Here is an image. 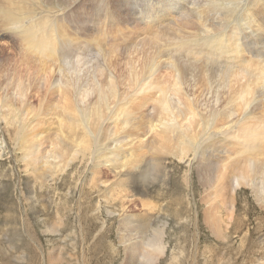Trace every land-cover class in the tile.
<instances>
[{"label":"rangeland","instance_id":"1","mask_svg":"<svg viewBox=\"0 0 264 264\" xmlns=\"http://www.w3.org/2000/svg\"><path fill=\"white\" fill-rule=\"evenodd\" d=\"M23 1L28 4L27 9L32 6V11L29 9L32 15H19L24 21L21 18L17 25L12 24L14 28L0 24V264H264V142L256 145L258 153L247 157L243 153L254 143L242 142L239 137L243 133L241 128L247 124L244 118L252 117L248 121L256 132L264 130V88L258 78L255 101L250 104L244 95L246 98L240 103L243 95L240 97L239 83L218 79L221 66H229L234 61H225L228 55L221 53V56L213 48H221L222 34L228 37L235 33L237 43L241 47L245 43L249 52L245 59L240 60L238 55L236 72L247 77L245 71L249 69L264 77V0H172L174 4L169 6L171 13L167 16L159 15L161 7L157 0H126L128 9L124 8V0H63L66 4L74 2L72 9L83 12L79 29L69 23L73 18H69L67 11L65 16L61 14L68 17L65 22L70 32L75 29L80 36L82 33L78 32L85 28L83 38L98 36L100 40L101 48L97 47L100 50H95L93 45L94 51L85 56L93 57V68L98 67L93 69L101 74L99 77L95 72L96 81L102 82L99 78L104 80L108 76L114 78V83L117 80L119 98L108 96L110 100L104 103L93 93L89 98L93 109L79 111L70 95L65 96L58 87L61 75L57 62L54 64L47 57L38 58L26 51L18 34L22 24L30 26L39 19L58 15L50 10L62 0H52L49 4ZM204 12L209 13L207 22ZM199 16L209 23L211 35L201 34L197 25L188 30L183 27L182 33L168 35L174 43L168 42L170 47L165 41L167 37L159 34L160 30L161 34H168V30L171 33L181 22L184 26L182 19L196 22ZM209 19H213L212 25ZM42 27V30L49 29L50 25L45 20ZM103 30L105 37H101ZM155 33L164 40L151 48L146 42L154 44L150 39ZM198 39L204 40L201 47ZM188 41H194V51L213 55L206 57L201 51L195 56L182 46ZM145 46L147 54H141ZM103 49L107 52L105 55ZM162 55H174L179 63L189 57V62L198 60L195 65L202 66L200 70L195 66L187 68V71L192 69L188 77H193V82L189 86L181 82V90L186 95L171 81L173 73L163 61L166 57L158 58ZM109 58L115 65H110ZM148 59L163 62H158L159 65L153 62L150 68ZM206 59L208 62H204ZM255 60L259 63L255 64ZM95 61L101 62L97 65ZM207 63L211 64L207 66ZM153 64L158 69L154 70ZM79 65L82 70L91 63ZM69 66L72 64L65 68ZM147 66L152 77L145 71ZM131 69L137 72L130 73ZM201 70L206 71L202 74ZM135 76L145 90L133 87ZM146 76L155 86L166 84L163 86L165 99L177 91L176 94H182L169 97L172 101L167 99L178 108L174 106L170 113L161 110L162 90H157L158 93L156 88L151 89L153 85L147 79L142 81ZM118 79L122 80L118 82ZM103 85L105 89L108 86ZM175 87L177 91L172 89ZM138 91L147 98L141 93L138 95ZM136 95L141 99L136 101ZM131 96H134L132 100ZM158 99L160 108L155 105ZM245 100L249 101V107H245ZM186 105L193 108L187 109ZM200 105H204L203 111ZM212 108L215 113L209 114L208 109ZM192 111L200 115L196 119L192 116L194 121L186 126L181 117H187ZM173 113L179 122L172 121L174 128L164 131L161 125L173 120ZM160 115L162 124L157 122L162 121ZM214 118H219L220 124L214 123L217 121ZM240 175L245 179H239Z\"/></svg>","mask_w":264,"mask_h":264},{"label":"bare ground","instance_id":"2","mask_svg":"<svg viewBox=\"0 0 264 264\" xmlns=\"http://www.w3.org/2000/svg\"><path fill=\"white\" fill-rule=\"evenodd\" d=\"M1 1V3H2V5H0V24L2 23V24H5V25H7V28H11V27H13V26H11L12 24H14V23H16V22H18L21 18V20L22 21H24L23 19H24V17H19V15L20 16H23L22 14H27V15H32V6L31 7H29L28 9L26 8L27 7V5H25V1H23V0H18V2L16 1V0H0ZM68 1V0H67ZM66 1V2H67ZM131 1V0H130ZM159 3H160V7H161V14H159V15H164V16H167V15H169L170 13H171V9H170V7L169 6H171V5H173L174 3L172 2V0H157ZM219 0H217V2H218ZM32 2H34V3H38V2H40V3H45V4H49V3H52V0H32ZM115 2V1H114ZM124 2V4H125V6L126 5H129L127 2H126V0H124L123 1ZM122 2V3H123ZM132 2V1H131ZM157 2V3H158ZM182 2V1H181ZM187 2H189V1H187ZM33 3V4H34ZM63 3V4H62ZM62 3H54L55 5H54V8L51 6V5H48V6H50L51 8H53V9H51L50 11H53V15L54 14H58V15H55L54 17H46V18H43V19H39L37 22H35L34 24H30V26L29 25H27V24H22L23 25V29H22V31L21 32H18V34H20V36H19V40H20V42L24 45V48L26 49V51H28V52H31V54L33 55V53L35 54V55H33V56H40V57H38V58H48L52 63H56L57 62V68L59 69L58 71H59V75H61V78L59 79V82H58V87H61V89H62V91L61 92H64V95L65 96H67V94H69L70 95V98H72L73 99V104H74V107L79 111V110H88V109H93V101L91 100V101H89V98H91L92 96H93V93H95L96 95H97V97H98V99L100 100V102H106V100H107V97L108 96H115V97H118V96H116V92H117V90H116V82H117V80L115 81V83H114V78L112 77V76H108V77H104L105 79H106V82H103V81H105V79L103 80L102 78H99L102 82H99V80H98V82L96 81V79H95V76H93V75H95V72H97L98 74H96V76L97 75H99L100 74V72H99V70H97V71H95L94 72V70L93 69H97L98 67H96V68H93V57H91V56H89V58H86L85 56H87L88 57V53H90V52H93L94 50L93 49H91L92 47H93V45H94V49L95 50H97V51H99L100 49L99 48H101L100 46H99V38L97 39V37H95V38H91V37H88V38H83L82 37V35H83V31L85 30V28H84V30L82 31V32H78V33H82V34H80V36H78L77 35V33H76V31H75V29H71L73 32H70V29L69 28H67L66 27V20L68 19V17L67 18H65L64 16L66 15V11H67V15L69 16V18H73V20H71L69 23H72L73 25H75V26H77L78 27V29L79 28H82L81 26H82V24H81V18H80V16L82 15V13H78L77 11H75V10H73L72 9V7H73V3L74 2H72V3H68V4H66V3H64V1L62 0ZM116 3H118V2H116ZM124 4H122V5H124ZM35 5V4H34ZM38 6V5H37ZM36 6V7H37ZM99 6H101V4L99 5ZM199 6L200 7H202V6H204V5H200L199 4ZM149 7V6H148ZM107 8V7H106ZM109 8V7H108ZM125 9L127 8L128 9V6H126V7H124ZM196 8H197V6H196ZM29 9L31 10V11H29ZM136 9V8H135ZM195 9V8H194ZM196 10V9H195ZM47 11H49V10H47ZM206 11V10H205ZM77 12V13H76ZM198 12V11H197ZM62 13H64V16L63 15H61ZM75 13H76V15H75ZM133 13V12H132ZM146 13V12H145ZM169 13V14H168ZM198 13H200V12H198ZM201 13L203 14V12H202V10H201ZM40 14V13H39ZM125 14V13H124ZM192 14V13H191ZM209 13H205L204 12V18L206 19V22H207V17L209 16L208 15ZM104 15L106 16V12H104ZM159 15H157V16H159ZM208 15V16H207ZM50 16V15H49ZM149 16V15H148ZM156 16V17H157ZM212 15H210V17H211ZM248 16V15H247ZM252 16V15H251ZM30 17V16H29ZM28 16H26V18L28 19V21H31L32 23H33V19H30ZM32 17V16H31ZM85 17V16H84ZM183 17V16H182ZM253 17V16H252ZM71 18V19H72ZM87 18V17H86ZM199 19L195 22V21H189V20H187V19H182L184 22H185V25L183 26V22H181L180 24H179V26L178 27H176L174 30H172L171 31V33H169V30H168V34H166V33H162L161 34V32L160 31H162V30H160L159 31V34L160 35H163L162 36V38H166L167 37V40H165L166 42H167V44H169V46L171 47V43L174 45V43H173V40L171 41L170 40V38L171 37H169L168 35H170L171 36V34L172 33H182V30H183V27L185 28V30H188V29H191V28H193L195 25H197L198 27H200L201 28V34L202 33H210L209 35H211V31L208 29V24H206V22H203L202 20H204V19H202V17H198ZM66 19V20H65ZM213 19H214V17H213ZM213 19L212 20H210L209 19V22H210V24L212 25L213 24ZM216 19V18H215ZM46 20V22H48L49 23V25H50V27H49V29H43L42 30V22H44ZM126 20V19H125ZM129 20H130V18H129ZM147 20V19H146ZM144 21V20H143ZM83 22V21H82ZM92 22V21H91ZM253 22H255V21H253ZM86 23V22H85ZM84 23V24H85ZM122 23H126V22H122ZM83 24V25H84ZM16 25H17V23H16ZM68 26H69V24H67ZM177 25V24H176ZM244 25H245V23H244ZM15 26V25H14ZM168 26V25H167ZM166 26V27H167ZM87 27V26H86ZM109 27V26H108ZM14 28V27H13ZM104 28V27H103ZM119 28V27H118ZM134 28V27H133ZM168 28V27H167ZM199 28V29H200ZM20 29V28H19ZM68 29H69V31H68ZM107 29V28H106ZM132 29V28H131ZM169 29V28H168ZM10 30V29H9ZM13 30V29H12ZM16 30V29H15ZM42 30V31H41ZM81 30V29H80ZM79 30V31H80ZM110 30V29H109ZM127 30V29H126ZM163 30H166V32H167V29H163ZM185 30H184V32H185ZM223 30V29H222ZM18 31V30H17ZM16 31V32H17ZM39 31H41V32H39ZM104 31V30H103ZM102 31V33H104L101 37H105V31L103 32ZM107 31H108V29H107ZM106 31V32H107ZM115 31V30H114ZM121 31V30H120ZM117 32V31H116ZM158 32V31H157ZM219 32V31H218ZM221 32V31H220ZM224 32V31H223ZM89 33V32H88ZM117 33H119V32H117ZM217 33V32H216ZM5 34V33H4ZM10 34H12V33H10ZM128 34V33H127ZM158 33L156 34L155 33V35L153 34V36H151V39L150 38H148V39H150L151 40V42H154V44H148V41L146 42V44L147 45H149V46H151V48H152V45H155V43H157V42H159V40H160V38H161V36L159 35ZM222 34V33H221ZM220 34V35H221ZM12 35H15L14 33L12 34ZM11 35V36H12ZM85 35V34H84ZM116 35V34H115ZM122 35V34H121ZM152 35V34H151ZM18 36V35H17ZM16 36V37H17ZM94 36V35H93ZM92 36V37H93ZM107 36V35H106ZM100 37V38H101ZM109 37V36H108ZM113 37V36H112ZM146 37V36H145ZM191 37V36H190ZM217 37H219L218 35H216V38ZM121 38V37H120ZM191 38H193V37H191ZM208 40L209 39H212V38H209V37H206ZM214 38V37H213ZM122 39V38H121ZM144 39V38H143ZM219 39V38H218ZM60 40L62 41V42H60ZM161 40H164V39H161ZM160 40V41H161ZM199 41L201 40V39H198ZM204 40H206L205 38H204ZM203 39L201 40V43L198 41V44H199V46L201 47V44H202V41H204ZM207 40V41H208ZM216 40V39H215ZM239 39H238V37H236L235 36V33H234V35H232V36H226V35H224V34H222L221 36H220V41L219 42H221V48H219V46H215V47H213L212 49L215 51V52H217L218 54H220L221 55V53H225V54H227L228 55V57L225 59V61L227 60V59H230V60H232V61H234L232 64L231 63H228V64H230L229 66H221V68H220V70H218V71H220V73L218 74V79H221V80H223V81H228V82H235V83H239V86L241 87L240 88V97L242 96V98L240 99V97H238V99H240L241 101H240V103L243 101L244 102V98L243 97H245V96H248L247 98H248V100H250V104H251V102H253V101H255V95H256V93H257V91H256V89H257V87H259L258 85H256V82H255V80H257L258 78L259 79H261V84L263 85V88H264V77H259V75H258V73H252V71L251 70H249V69H247V71H245V73L247 74V77H244V75H242V73H237L236 72V68L235 67H237L236 65H235V63H236V60H237V58H238V55H240L241 57L239 58L240 60L241 59H245V58H247V56H248V50H246L245 49V43H243V45H242V47H241V45L239 44V43H237V41H238ZM102 41V40H101ZM103 41H105V40H103ZM108 41V40H107ZM107 41H105L106 43H108ZM141 41H142V39H141ZM140 41V42H141ZM171 41V43H168V42H170ZM213 40H211V42H212ZM104 42V43H105ZM163 42V41H162ZM194 42V41H193ZM193 42H191V41H188V42H185V43H183L182 44V46L183 45H185L186 46V50H189V51H191V53H195V56H196V54L199 56V54H200V52L202 51V52H205L206 54H205V56L206 57H209L210 55L212 56L213 54H209L208 55V52H206V51H203V50H200V51H198L197 52V50L196 51H194L195 49L194 48H192L193 47ZM206 42V41H205ZM211 42H208L209 44H211ZM109 43H111V42H109ZM121 43V42H120ZM150 43V42H149ZM163 43H165V42H163ZM176 43V42H175ZM216 43V42H215ZM214 42H213V44H215ZM86 44H91L92 46H89V45H87L86 46ZM138 44V43H137ZM141 44H142V42H141ZM141 44H140V46H141ZM179 44V43H178ZM102 45V44H101ZM114 45H116V44H114ZM114 45H112V46H114ZM136 45V44H135ZM134 45V46H135ZM139 45V44H138ZM157 45H160V44H156V46ZM162 45V44H161ZM165 47H167V45L166 44H163ZM162 45V46H163ZM197 45V44H196ZM204 45H207V43L206 44H204ZM216 45V44H215ZM99 46V48H97ZM105 46V45H104ZM107 46H109V45H107ZM111 46V45H110ZM148 46V48L147 49H149L150 47ZM168 46V47H169ZM209 46V45H208ZM214 46V45H213ZM106 47V46H105ZM130 47V46H129ZM144 47V46H143ZM146 47L147 46H145V48H143L144 49V51L143 52H141V54H144V52H146L145 51V49H146ZM178 47H180V48H182L181 47V44H179L178 45ZM204 47V46H203ZM211 47V46H210ZM150 48V50L149 51H151L152 49ZM206 48V47H205ZM208 48V47H207ZM106 49V48H105ZM142 49V48H141ZM158 49V48H157ZM165 49V48H164ZM167 49V48H166ZM212 49H210V50H212ZM156 50V49H155ZM163 50V49H162ZM207 50V49H206ZM208 50H209V48H208ZM103 51H104V49H103ZM139 51V50H138ZM138 51H136L137 53H138ZM164 51V50H163ZM171 51V50H170ZM105 52V51H104ZM111 52V51H110ZM130 52H132V50L130 51ZM129 52V53H130ZM133 52H135V51H133ZM131 53V54H135V53ZM140 52V51H139ZM158 52V54L160 55V51H157ZM214 52V53H215ZM97 53V52H96ZM107 52H105L104 53V55L106 54ZM109 53V52H108ZM137 53H136V55H137ZM152 53V52H151ZM154 53H155V51H154ZM183 53V52H182ZM190 53V52H189ZM212 53H213V51H212ZM95 54V53H94ZM101 54V52L100 53H98L97 55H100ZM112 54V53H111ZM116 54V53H115ZM114 54V55H115ZM146 54H147V52H146ZM169 54V53H168ZM171 54V53H170ZM225 54H223V55H225ZM103 55V56H104ZM138 55L140 56V53H138ZM188 55V53L186 54V56ZM190 56H192L191 54H189ZM201 55H204L203 53H201ZM215 55V54H214ZM230 55V56H229ZM103 56H100V57H103ZM109 56V55H108ZM152 56V55H151ZM163 56V57H162ZM161 57H158V58H164V57H166L163 61L165 62V65H168V67L170 68V70H171V72L173 73V77L172 78H174V79H172L171 81H173L176 85V87H177V89L180 91V93L181 92H183L182 90H181V88L182 87H180V85H181V82H182V84L183 83H185L186 85H190L192 82H193V77H188V75H189V73H191V71H192V69H188V70H191V71H187V68H189V66H195L197 69H199L200 70V68L202 67V66H200V65H195L196 63H195V61H198V60H192L191 62H189L190 60H189V57H188V60H187V57H186V62H183L182 60V63H179V61L177 60V59H174L175 57H173V56H171V55H169L168 57L165 55H162ZM183 56H185V55H183ZM216 56H218L217 54H216ZM216 56H214V58L216 57ZM222 56V55H221ZM193 57H194V55H193ZM201 57V56H200ZM204 57V56H203ZM203 57H201V58H203ZM37 58V57H36ZM111 58H112V56H111ZM143 58V57H142ZM156 58V57H155ZM171 58V60H169ZM180 58V57H179ZM183 58H185V57H183ZM199 57H197L196 59H198ZM200 58V59H201ZM205 58V57H204ZM219 58V57H218ZM221 58V57H220ZM219 58V59H220ZM97 59V58H96ZM99 59V58H98ZM110 59V58H109ZM152 59H154V58H152ZM152 59L150 60V59H148V60H150V61H148V66H149V64H152L153 62H154V60L152 61ZM191 59V58H190ZM200 59H199V61H200ZM73 60H75L76 62H74ZM84 60V62H81V61H83ZM100 60V59H99ZM156 60V59H155ZM185 60V59H184ZM210 60H212V58L210 59ZM217 60V59H216ZM101 61H103V60H101ZM100 61V62H101ZM163 61H158L159 63H162ZM166 61H168V62H166ZM201 61H203V60H201ZM213 61V60H212ZM96 62V61H95ZM94 62V63H95ZM100 62H96V64L98 65V63H100ZM110 62H111V59H110ZM128 62H130V61H128ZM128 62H126V63H128ZM131 62H133V64L132 65H134V61H131ZM150 62V63H149ZM157 62V63H158ZM193 62V63H192ZM204 62H208V60L206 59V61H204ZM219 62V61H218ZM88 64L89 65V63H91V65L90 66H88L86 69H84V67H82V70L81 69H79L78 68V65L79 64ZM154 63H156V62H154ZM156 63V64H157ZM159 63H158V65H159ZM212 63H214V62H212ZM227 63V62H226ZM259 63V62H258ZM257 63V60H255V64H258ZM69 64H72V66H71V68H70V66L69 67H67V68H65L67 65H69ZM104 64V63H103ZM106 64V63H105ZM111 64H113V65H115L113 62H111L110 63V65ZM198 64V63H197ZM199 64H201V63H199ZM203 64H205V63H203ZM203 64H201V65H203ZM209 64H211V63H209ZM208 63H207V66L209 65ZM77 65V66H76ZM81 65V66H82ZM95 65V64H94ZM107 65H108V63H107ZM126 65H128V64H126ZM125 65V66H126ZM132 65H129V67L130 66H132ZM154 66H153V69H154V67L155 66H157V65H155V64H153ZM164 65V66H165ZM226 65V64H225ZM80 66V65H79ZM148 66H147V68H146V70L145 71H147V73L149 74V71H148ZM200 66V67H199ZM204 66V65H203ZM206 66V65H205ZM210 66H212V65H210ZM209 66V67H210ZM106 67V66H105ZM114 67V66H113ZM112 67V68H113ZM135 67V66H134ZM133 66H132V68H134ZM150 67V66H149ZM199 67V68H198ZM107 68H110L109 66L107 67ZM111 68V69H112ZM115 68V67H114ZM126 68H128V67H126ZM151 68V67H150ZM157 68V67H156ZM155 68V69H156ZM191 68V67H190ZM224 68H227L226 70L224 69ZM62 69H63V71H62ZM90 69V70H89ZM100 69L102 70L103 68H101V66H100ZM130 68H128V70H129ZM135 69V68H134ZM134 69H131V71H130V73H132V72H137V71H132V70H134ZM154 69V70H155ZM158 69V68H157ZM202 69V68H201ZM213 69V68H212ZM100 70V71H101ZM127 70V71H128ZM153 70V71H154ZM193 70H196L195 68L193 69ZM207 70V69H206ZM205 70V71H206ZM144 71V72H145ZM151 71V70H150ZM204 70H201V73L203 74V72H205ZM89 72V73H88ZM92 72H93V74H92ZM215 72H217V71H215ZM215 72H212L211 73V75L213 74L214 75V73ZM92 74L91 76L90 75H88V74ZM104 73H106L105 71H104ZM116 73H118V72H116ZM151 73V72H150ZM208 73V72H207ZM85 74H87V75H85ZM115 74V73H114ZM128 74H129V71H128ZM133 74H136V73H133ZM142 74V73H141ZM152 74V73H151ZM192 74V73H191ZM202 74H199V75H202ZM101 75V74H100ZM99 75V77H101ZM106 75V74H105ZM121 75V74H120ZM120 75H117V76H120ZM138 75H139V77L141 76L140 75V73H138ZM146 74H144V76H145ZM207 75H210L209 73L207 74ZM65 77L64 78V80H63V78L62 77ZM117 76H115V77H117ZM132 76V75H131ZM143 76V75H142ZM149 76H150V74H149ZM148 76V77H149ZM191 76H193V75H191ZM133 77V76H132ZM147 77V76H146ZM144 78V77H142V78H144L142 81L144 82V80H148V84L149 85H153V88H151V89H154V88H156L155 90L157 91H159V90H162V94H163V96H161V97H163V99L161 100V106L158 104L159 103V100L160 99H158V100H156V101H158V102H156L155 103V105H157L158 104V106H156V107H158V108H160L161 107V110H163V111H166L167 113H170L171 111H173V110H170V109H172L175 105H172V104H170V103H168V101L171 99V98H169V97H173V95H175L178 91H177V89H176V87L175 88H172L174 91L176 90L177 92L176 93H174L173 95H171V93H173V92H171L170 93V95L171 96H169L168 98H169V100H167V99H165V97H164V95L166 96V94H164L163 93V90H164V87L163 86H166V84L165 85H163V83L160 85L159 83H158V85L157 86H155L154 85V83L152 84L151 83V80L150 79H148V77L147 78ZM150 77H152V76H150ZM196 77V76H195ZM194 77V80L197 78H195ZM199 77H201V76H199ZM215 78H216V76H215ZM135 79H136V81L134 82V83H132V84H134L133 85V87L135 86L136 88H137V86L138 87H142V84H140V85H138L141 81L135 76ZM119 80H122V79H118V82H119ZM129 80V79H128ZM154 80V79H153ZM64 81V82H63ZM139 81V82H138ZM170 81V83H171V85H172V82ZM129 82H133V81H130L129 80ZM164 82V81H163ZM195 82L197 83V81L195 80ZM242 82V83H241ZM102 83H107V87H106V89L104 88V85L102 86ZM121 83V82H120ZM120 83H117V85H119ZM137 83V84H136ZM223 83H225V82H223ZM185 84H183V85H185ZM194 84V83H193ZM208 84V83H207ZM195 85V84H194ZM228 85V84H227ZM231 85V84H230ZM143 86H145L144 84H143ZM155 86V87H154ZM162 86V87H161ZM170 86V85H169ZM169 86H167V87H169ZM173 86H174V84H173ZM134 87V88H135ZM152 87V86H151ZM159 87V88H158ZM171 87V86H170ZM133 88V89H134ZM163 88V89H162ZM196 88H197V86H196ZM228 88H230V87H228ZM139 89V88H138ZM142 89H146L145 87H142L141 89H139V90H142ZM151 89H149V90H151ZM170 89V88H169ZM185 89L187 90V88L185 87ZM259 89V88H258ZM124 90V89H123ZM154 90V91H155ZM168 90V89H167ZM185 90V91H186ZM189 90H191V89H189ZM189 90H187V91H189ZM125 91V90H124ZM123 91V92H124ZM136 91V90H135ZM155 91V92H156ZM157 91V92H158ZM171 91V90H170ZM186 91V92H187ZM192 91V90H191ZM142 92V91H141ZM141 92H137L138 93V95H139V93H141ZM145 92V91H144ZM147 92H149V91H147ZM197 92V91H196ZM217 92V91H216ZM218 92H220V91H218ZM217 92V93H218ZM121 93V92H120ZM158 93H160V92H158ZM157 93V94H158ZM179 93V92H178ZM190 93V92H189ZM63 94V93H62ZM143 93H141L140 95H142ZM155 94V93H154ZM182 94H185L184 92L182 93ZM182 94H176V95H179V96H181ZM213 94V93H212ZM133 95V94H132ZM160 95V94H159ZM159 95H156V96H159ZM175 95V96H176ZM186 95V94H185ZM190 95V94H189ZM194 95V94H193ZM245 95V96H244ZM21 96V95H20ZM121 96V95H120ZM135 96V95H134ZM134 96H131L132 98H131V100L133 99V97ZM143 96V95H142ZM179 96L177 97V98H179ZM139 98H137V95H136V97H134L135 99L137 98V99H141L140 97L141 96H138ZM144 98H147V97H145V96H143ZM142 97V98H143ZM160 97V96H159ZM158 97V98H159ZM160 97V98H161ZM184 97V96H183ZM183 97H181V98H183ZM190 96H188V98H189ZM68 98V97H67ZM119 98V97H118ZM176 98V97H175ZM187 97H185L184 99H186ZM193 99H196V98H194V97H192ZM218 98V97H217ZM217 98H215V101H217ZM246 98V97H245ZM112 99V98H111ZM137 99H136V101H137ZM155 99H156V97H155ZM243 99V100H242ZM110 100V99H109ZM109 100H107V101H109ZM167 100V101H166ZM175 100L176 99H174V101L173 102H175ZM180 100V99H179ZM192 100V99H191ZM89 101V102H88ZM97 101V100H96ZM113 101V100H112ZM135 101V102H136ZM151 101V100H150ZM170 101H172V100H170ZM169 101V102H170ZM178 101V100H177ZM187 101H189L190 102V100H188L187 99ZM196 101V100H195ZM195 101H193V102H195ZM203 101V100H202ZM206 101H210V100H206ZM213 101H214V99H213ZM214 101V102H215ZM184 102H186V101H184ZM197 102V101H196ZM219 102V101H218ZM221 102V101H220ZM142 103V102H141ZM143 103H144V100H143ZM150 103V102H149ZM148 103V104H149ZM154 103V102H153ZM181 103V102H180ZM197 103H199V101L197 102ZM201 103V102H200ZM209 103V102H208ZM213 103V102H212ZM215 103H217V102H215ZM175 104V103H174ZM191 104V103H190ZM194 104L195 103H193V107H194ZM203 104H205V103H203ZM249 101H247V100H245V107H249ZM109 105V104H108ZM118 104H116V106H117ZM142 105H144V104H142ZM141 105V106H142ZM177 105H180L179 103L177 104ZM128 106V105H127ZM160 106V107H159ZM185 106V103H183V107ZM187 106V105H186ZM189 106V105H188ZM188 106L187 107H185V108H187L188 109ZM199 106V105H198ZM201 106V108H202V106H204V105H200ZM207 106V105H206ZM208 106H210V105H208ZM207 106V107H208ZM99 107V106H98ZM102 107V106H101ZM101 107H99V108H101ZM115 107V106H114ZM176 107V106H175ZM180 107V106H179ZM183 107H180V109L182 108L183 109ZM189 107H191V106H189ZM193 107H191V108H193ZM210 107H212V105L210 106ZM224 107V106H223ZM72 108V107H71ZM118 108V107H117ZM139 108H140V106H139ZM176 108H178V107H176ZM205 108V107H204ZM225 108V107H224ZM223 108V109H224ZM73 109V108H72ZM114 109H116V108H114ZM133 109V108H132ZM175 109V108H174ZM198 109H200V108H198ZM217 109H218V107H217ZM222 109V110H223ZM226 109V108H225ZM240 109V108H239ZM18 110V109H17ZM111 110V109H110ZM117 110H119V112L121 111L119 108L117 109ZM186 110V109H185ZM204 109L202 108V110L201 111H203ZM237 110V109H236ZM247 110V109H246ZM100 111H102V110H100ZM160 111V110H159ZM158 111V112H159ZM181 111V110H180ZM200 111V112H201ZM207 111V110H206ZM228 111V110H227ZM234 111V110H233ZM232 111V112H233ZM85 113H86V111H84ZM97 112H99V111H97ZM105 112H107V111H105ZM119 112H117V113H119ZM157 112V113H158ZM161 112V111H160ZM199 112V113H200ZM210 112H212L213 114L215 113V111L213 110V108L211 109V110H209L208 109V113L209 114H211ZM238 112H239V110H238ZM84 113V114H85ZM92 113H94V112H92ZM101 113H104L103 111L101 112ZM100 113V114H101ZM108 113V112H107ZM114 113H116L115 111H114ZM116 113V114H117ZM162 113V112H161ZM165 113V112H164ZM163 113V114H164ZM178 113V112H177ZM179 113H181V112H179ZM183 113V112H182ZM191 113H194L195 115H192ZM189 115H191L190 117H189V115H187V117H185L184 115H185V113H184V115H182L183 117H185V118H182L181 117V119H184L183 121H185V122H183L184 124H186V126H188L189 124H191L194 120H191V118H192V116H193V119H196L197 117H196V115H197V113L198 112H191ZM206 113V112H205ZM82 114V113H81ZM128 114V113H127ZM150 114V113H149ZM160 114V113H159ZM163 114H161L162 116H163ZM174 114V113H173ZM209 114H207L208 116H209ZM220 114H222L223 115V113H220ZM225 114H226V112H225ZM233 114H236V113H233ZM239 114V113H238ZM241 114V113H240ZM243 114V113H242ZM17 115V114H16ZM78 115H80V114H78ZM78 115H76V116H78ZM113 115V114H112ZM121 115H122V113H121ZM129 115V114H128ZM160 115V117H161V119H159V120H162V116ZM167 115H169V114H167ZM175 115V114H174ZM178 115H180V114H177V116ZM200 114H198L197 116H199ZM207 115H205L206 117H207ZM229 116H230V114H228ZM72 116H75L74 114H72ZM122 116H124V115H122ZM121 116V117H122ZM210 116H212V115H210ZM209 116V117H210ZM225 116V115H224ZM125 117V116H124ZM159 117V116H158ZM158 117H157V119H158ZM168 117V116H167ZM194 117H196V118H194ZM212 117H215V116H212ZM244 117V116H243ZM100 118V117H99ZM169 119H170V116L168 117ZM200 118H204V117H200ZM219 118H220V116H219ZM219 118H214L215 119V121L217 120V119H219ZM225 118V117H224ZM249 119L250 118H252V117H248ZM248 118L246 119V118H244V122H246L247 121V124L244 126V124H243V126H241V127H243V129L241 128V131L243 132V133H241L240 134V138H242V142L243 141H247V142H249V141H252L253 143H254V145H252V144H250L249 146H248V149H246L245 151H244V155H247V157L248 156H250V155H253V154H255V153H258L260 150H259V148H257V144L259 143V144H262L263 142H264V130H262V131H258V132H256L254 129H252V127H250V121H248ZM74 119V118H73ZM165 120H168L167 118H164ZM176 119V120H175ZM178 119H179V116H178ZM205 119V118H204ZM207 119V118H206ZM212 119V118H211ZM226 119H228V117H226ZM243 119V118H242ZM77 120V119H76ZM208 120H209V118H208ZM220 120V119H219ZM219 120H217L216 122H214V123H217V122H219ZM230 121H232V119H229ZM234 120V119H233ZM238 120V119H237ZM246 120V121H245ZM90 121H92V118L90 119ZM99 121H100V119H99ZM98 121V122H99ZM164 120H162V121H157V122H161V124H162V122H163ZM172 121H175V122H177V118H176V115H175V117H174V119L173 120H169V122H163V124L161 125L162 127H163V129H164V131H169L170 129L169 128H174V126L173 125H171V122ZM196 121V120H195ZM199 121V120H198ZM212 121H214L213 119H212ZM212 121H207V122H210V123H213ZM73 122V121H72ZM95 122V121H94ZM179 122V121H178ZM177 122V123H178ZM191 122V123H190ZM78 123V122H77ZM167 123V124H166ZM213 123V124H214ZM225 123H227V122H225ZM239 123V122H238ZM180 124H182V123H180ZM183 124V125H184ZM219 124H220V122H219ZM219 124H217L218 126H219ZM222 124V123H221ZM228 124V123H227ZM227 124L225 125V126H227ZM92 125V124H91ZM96 125V124H95ZM159 125H160V123H159ZM224 125V124H223ZM150 126H152V125H150ZM158 126V125H157ZM181 127H183V128H186L185 126H182V125H180ZM191 126V125H190ZM230 126V125H229ZM229 126H227V127H229ZM221 127V126H220ZM237 127V126H236ZM153 128V127H152ZM157 128V127H156ZM159 128V127H158ZM161 128V127H160ZM159 128V129H160ZM226 128V127H225ZM163 129H161V130H163ZM180 129V128H179ZM227 129V128H226ZM235 129V128H234ZM155 130V129H154ZM186 130V129H185ZM223 130V129H222ZM230 130H232V129H230ZM164 131H162V132H164ZM179 131V130H178ZM176 132L177 134L179 133V132ZM184 131V130H183ZM187 131V130H186ZM236 131V130H235ZM170 133V132H169ZM184 133V132H183ZM223 133V132H222ZM164 134H166V133H164ZM232 135L231 136H233V134L234 133H231ZM181 135H182V133H181ZM181 135H178L180 138H183L184 137V135L183 136H181ZM242 135V136H241ZM228 136V135H227ZM236 136V135H235ZM193 137H195L194 136V134H193ZM192 137V138H193ZM196 137H197V135H196ZM223 137V136H222ZM187 137H185L184 139H186ZM189 138V137H188ZM187 138V139H188ZM193 140V139H192ZM191 140V141H192ZM189 141V140H188ZM190 141V142H191ZM192 142H194V141H192ZM190 144V143H189ZM239 179H245V177L243 176V175H240L239 177H238ZM238 178H237V180H235L236 182L235 183H238L237 181H238ZM263 194V193H262ZM156 250H158V251H161V249L159 248V247H157L156 248Z\"/></svg>","mask_w":264,"mask_h":264}]
</instances>
